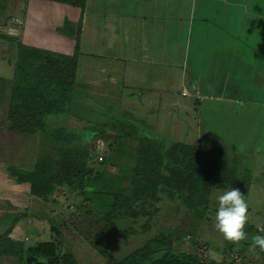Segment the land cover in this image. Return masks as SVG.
Listing matches in <instances>:
<instances>
[{
	"label": "crops",
	"instance_id": "crops-1",
	"mask_svg": "<svg viewBox=\"0 0 264 264\" xmlns=\"http://www.w3.org/2000/svg\"><path fill=\"white\" fill-rule=\"evenodd\" d=\"M77 36L75 79L90 94L126 103L120 118L132 126L128 141L138 145L140 125L163 131L171 141L202 143L243 160L238 128L257 127L264 136V0H86L83 11L50 0H0L1 223L9 215L4 208L35 209L41 201L30 194L29 183H17L5 168L30 169L39 157V131L8 130L19 48L72 55ZM6 64L10 75L2 71ZM208 113L210 131H204ZM215 124L228 129L217 136ZM119 136L117 129L100 131L95 140L110 143ZM27 142L30 150L23 149ZM26 155L28 165L21 164ZM16 223L8 234L12 241L35 235Z\"/></svg>",
	"mask_w": 264,
	"mask_h": 264
},
{
	"label": "rangeland",
	"instance_id": "rangeland-1",
	"mask_svg": "<svg viewBox=\"0 0 264 264\" xmlns=\"http://www.w3.org/2000/svg\"><path fill=\"white\" fill-rule=\"evenodd\" d=\"M13 50L9 47L8 53H13ZM6 68L2 71L10 75L12 68L7 64ZM79 82L77 77L69 109L64 113L47 115L45 122L50 130L65 126L63 128L74 133L79 128L80 142L78 144L74 139L72 143L90 154L82 163L91 170L83 191L77 192L62 185L46 198H41L40 205L35 209L4 208L9 215L2 219H5L3 223L0 222V235L12 229L16 222L17 225L22 222L25 227L30 226L29 230L35 235L32 238L26 235L22 243L24 247H11L12 254L3 253L9 249L5 247L8 242L0 244V264H26L25 248L38 240L47 239L55 240L61 252L74 255L77 264H114L153 239L157 242H151V259L170 251L192 254L203 264H264V251L253 247V238L264 235V136H261L259 128L253 129L249 125L238 128L244 138L242 150L245 157L235 161L243 163L244 168L248 167L246 169L253 179L245 194L250 205L249 221L245 226L248 238L233 243L225 240L215 227L218 198L230 189L212 187L211 192L208 189L206 206L193 210L184 206V195L178 196L179 192L172 196L160 193L159 201L143 205L129 199L134 187L132 159L135 158L137 143L128 141L132 126L126 125L127 120L120 118L126 103L110 96L90 94ZM2 92L3 80L0 79V96ZM209 113L203 117L204 131H210ZM216 125L212 130L217 136L228 129ZM116 129L120 136L113 143L95 140L96 132ZM135 129L140 136L138 126ZM144 129L150 135L165 137L161 135L163 131ZM55 146H58L55 135L40 133L39 156L45 153L55 155ZM25 147L30 150V143H24V150ZM100 157H103L102 161ZM20 163L28 165V156ZM18 168L27 169L24 165ZM6 178L8 181L9 177ZM117 196L128 200L117 208L113 217L108 218L107 213Z\"/></svg>",
	"mask_w": 264,
	"mask_h": 264
},
{
	"label": "trees",
	"instance_id": "trees-1",
	"mask_svg": "<svg viewBox=\"0 0 264 264\" xmlns=\"http://www.w3.org/2000/svg\"><path fill=\"white\" fill-rule=\"evenodd\" d=\"M67 4L83 11L86 0H50ZM66 25H70L66 23ZM75 51L72 55L51 51L20 47L14 64V74L8 100V130L19 134L55 135L58 146L55 155L44 154L35 160L30 169L15 165L5 166L9 175L17 183L27 182L30 194L46 198L60 186L66 185L72 190L82 192L85 179L91 172L82 163L90 155L82 148L73 145L80 142L79 128L74 133L66 128L51 129L45 122L50 114L64 113L73 100L76 85L78 58V36L75 38ZM140 129L139 143L135 149L133 163L134 185L129 199L132 202H157L160 193L175 192L184 195L183 204L188 210L206 206V192L212 187L221 189L238 188L246 194L252 175L249 170L239 167L227 152L210 148L202 143L189 145L171 141L169 138L148 134L144 127ZM79 144V143H78ZM103 160V157L101 161ZM175 197V195L173 196ZM128 198L118 197L111 205L107 217H113L117 208L125 205ZM11 228L0 235V244L7 243L3 253L12 254L14 246L24 247L22 241H12L8 237ZM151 242L133 251L114 264H203L192 254H179L166 251L151 259ZM19 243V244H17ZM53 239L38 240L25 249L26 264H77L74 255L61 252Z\"/></svg>",
	"mask_w": 264,
	"mask_h": 264
},
{
	"label": "clouds",
	"instance_id": "clouds-1",
	"mask_svg": "<svg viewBox=\"0 0 264 264\" xmlns=\"http://www.w3.org/2000/svg\"><path fill=\"white\" fill-rule=\"evenodd\" d=\"M249 202L238 188L232 187L218 198L215 227L225 240L237 243L248 238L245 226L249 221ZM253 247L264 251V235L253 238Z\"/></svg>",
	"mask_w": 264,
	"mask_h": 264
},
{
	"label": "water",
	"instance_id": "water-1",
	"mask_svg": "<svg viewBox=\"0 0 264 264\" xmlns=\"http://www.w3.org/2000/svg\"><path fill=\"white\" fill-rule=\"evenodd\" d=\"M10 26H11L13 29H15V28L17 27V23H16V22H11V23H10Z\"/></svg>",
	"mask_w": 264,
	"mask_h": 264
},
{
	"label": "built area",
	"instance_id": "built-area-1",
	"mask_svg": "<svg viewBox=\"0 0 264 264\" xmlns=\"http://www.w3.org/2000/svg\"><path fill=\"white\" fill-rule=\"evenodd\" d=\"M182 94H183V95H185L186 93H185V92H183ZM101 159H102V158L100 157V160H101Z\"/></svg>",
	"mask_w": 264,
	"mask_h": 264
}]
</instances>
